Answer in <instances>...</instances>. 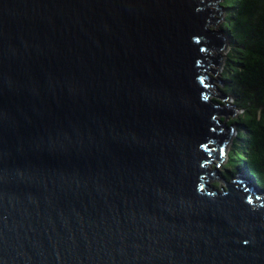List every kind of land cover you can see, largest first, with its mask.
<instances>
[{
	"label": "water",
	"instance_id": "water-1",
	"mask_svg": "<svg viewBox=\"0 0 264 264\" xmlns=\"http://www.w3.org/2000/svg\"><path fill=\"white\" fill-rule=\"evenodd\" d=\"M220 2L0 0V264H264Z\"/></svg>",
	"mask_w": 264,
	"mask_h": 264
},
{
	"label": "trees",
	"instance_id": "trees-1",
	"mask_svg": "<svg viewBox=\"0 0 264 264\" xmlns=\"http://www.w3.org/2000/svg\"><path fill=\"white\" fill-rule=\"evenodd\" d=\"M220 6L229 44L221 91L240 111L222 118L236 133L227 157L231 171L226 167L223 173L229 178L227 172H243L264 191V0H222Z\"/></svg>",
	"mask_w": 264,
	"mask_h": 264
},
{
	"label": "rangeland",
	"instance_id": "rangeland-1",
	"mask_svg": "<svg viewBox=\"0 0 264 264\" xmlns=\"http://www.w3.org/2000/svg\"><path fill=\"white\" fill-rule=\"evenodd\" d=\"M222 1V0H221ZM216 6H217V8L220 6V3H218V4H216ZM219 9V8H218ZM224 15H225V11H223V16H222V18L224 17ZM224 21V19L220 22V23H217L216 24V27L214 26V25H209L208 26V29H211V30H214V31H216V32H218V31H221L222 29H221V24H222V22ZM225 36H226V34H225ZM227 37V36H226ZM225 57V56H224ZM223 64H224V60H223ZM223 66V65H222ZM221 70H222V68L219 70V74L217 75V76H215L212 72H208L213 78H214V80H215V82H214V86L216 87V89H217V91H218V93H219V95H221L222 94V91H221V85H222V82H220V72H221ZM212 98H214V99H216L215 97H212ZM220 102H222V103H224L225 104V106H227V104L230 102L231 104H232V101H224V100H222V99H218ZM232 106V105H231ZM236 109V108H235ZM239 114H240V111H238V114H237V116L236 117H238L239 116ZM233 117H231V116H228L227 117V121L228 120H230V119H232ZM226 122V121H225ZM235 135H236V133H235ZM234 135V136H235ZM234 136L232 137V139H231V141H230V144H229V149H230V146H231V144H232V141H233V138H234ZM227 156H228V154H226V160L223 162V163H221L219 166H216V165H218V160H216V159H213V161L211 162V163H213V164H215V165H213V164H210L209 165V170L210 171H218V172H220V173H223V171H224V169L226 168V167H228V170L229 171H231V169H230V167L228 166V158H227ZM224 174V173H223ZM224 177H225V175H223ZM228 176V175H227ZM228 177H230V176H228ZM218 179L220 180H213L212 178H210L209 179V181H208V183L209 184H211V185H213V186H215V187H217L216 189L218 190V191H220V192H222V190H223V188H225V185H224V183L223 182H225L224 180H222V178L221 177H218ZM228 180H230V178L228 179ZM223 181V182H222ZM226 184V183H225Z\"/></svg>",
	"mask_w": 264,
	"mask_h": 264
},
{
	"label": "bare ground",
	"instance_id": "bare-ground-1",
	"mask_svg": "<svg viewBox=\"0 0 264 264\" xmlns=\"http://www.w3.org/2000/svg\"><path fill=\"white\" fill-rule=\"evenodd\" d=\"M229 45V44H228ZM224 60V59H223ZM214 82H215V80H214ZM228 99H230L231 100V98L228 96ZM222 104H224V103H222ZM225 105V104H224ZM229 147V146H228ZM229 153V148L227 149V153L226 154H228ZM228 157V156H227ZM212 160V159H211ZM213 161V160H212ZM211 161V162H212ZM210 165V164H209ZM207 170H209V166H208V169ZM212 172H214V171H212ZM228 173V172H227ZM241 173H243V172H241ZM229 174V173H228ZM250 180H252L259 188H260V192H259V197H264V191L262 190V188L258 185V183H256V181L254 180V179H252V178H250ZM224 181H225V179H224ZM263 192V193H262Z\"/></svg>",
	"mask_w": 264,
	"mask_h": 264
}]
</instances>
